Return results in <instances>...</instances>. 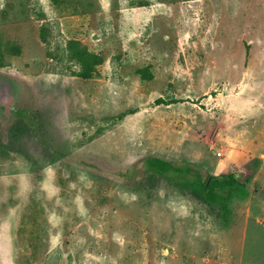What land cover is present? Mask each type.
Instances as JSON below:
<instances>
[{"label": "rangeland", "instance_id": "obj_1", "mask_svg": "<svg viewBox=\"0 0 264 264\" xmlns=\"http://www.w3.org/2000/svg\"><path fill=\"white\" fill-rule=\"evenodd\" d=\"M1 83L0 264H264V0H0Z\"/></svg>", "mask_w": 264, "mask_h": 264}, {"label": "trees", "instance_id": "obj_2", "mask_svg": "<svg viewBox=\"0 0 264 264\" xmlns=\"http://www.w3.org/2000/svg\"><path fill=\"white\" fill-rule=\"evenodd\" d=\"M79 58L84 64L94 62L96 60L101 61L102 59L97 55L89 52L85 47L79 48V43L74 42ZM142 165L145 170L154 172L165 177H177V176H188L189 174H195L198 178L199 185L204 193L207 201L217 206L220 210L222 217L226 223L231 221V197L233 192L237 190L246 191V187L252 175H246L245 179L242 180L240 175L242 168L232 170L228 173L219 175H213L207 173L206 176L201 174L199 170L194 169L191 166L179 165L169 160H162L158 157H148L142 161ZM245 169V168H244Z\"/></svg>", "mask_w": 264, "mask_h": 264}, {"label": "flooded vegetation", "instance_id": "obj_3", "mask_svg": "<svg viewBox=\"0 0 264 264\" xmlns=\"http://www.w3.org/2000/svg\"><path fill=\"white\" fill-rule=\"evenodd\" d=\"M3 85H2V83H1V86H0V92H2L3 91Z\"/></svg>", "mask_w": 264, "mask_h": 264}]
</instances>
